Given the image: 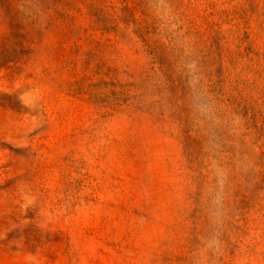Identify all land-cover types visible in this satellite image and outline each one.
<instances>
[{
	"label": "rangeland",
	"instance_id": "374dc122",
	"mask_svg": "<svg viewBox=\"0 0 264 264\" xmlns=\"http://www.w3.org/2000/svg\"><path fill=\"white\" fill-rule=\"evenodd\" d=\"M0 264H264V0H0Z\"/></svg>",
	"mask_w": 264,
	"mask_h": 264
}]
</instances>
